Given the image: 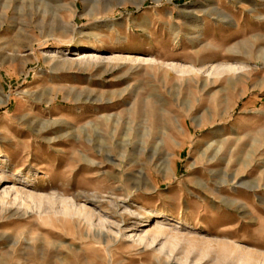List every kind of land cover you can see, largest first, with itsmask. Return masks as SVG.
<instances>
[{
  "label": "rangeland",
  "instance_id": "rangeland-1",
  "mask_svg": "<svg viewBox=\"0 0 264 264\" xmlns=\"http://www.w3.org/2000/svg\"><path fill=\"white\" fill-rule=\"evenodd\" d=\"M0 264H264V0H0Z\"/></svg>",
  "mask_w": 264,
  "mask_h": 264
},
{
  "label": "bare ground",
  "instance_id": "bare-ground-1",
  "mask_svg": "<svg viewBox=\"0 0 264 264\" xmlns=\"http://www.w3.org/2000/svg\"><path fill=\"white\" fill-rule=\"evenodd\" d=\"M125 141H128L127 135ZM158 217H167V219H171V216H169L168 214H160Z\"/></svg>",
  "mask_w": 264,
  "mask_h": 264
}]
</instances>
